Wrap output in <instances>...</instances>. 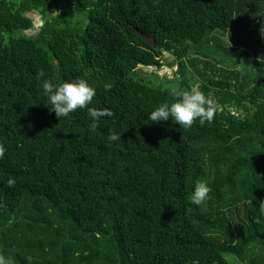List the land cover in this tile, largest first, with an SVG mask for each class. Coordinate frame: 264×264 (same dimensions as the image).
I'll use <instances>...</instances> for the list:
<instances>
[{"label": "trees", "instance_id": "16d2710c", "mask_svg": "<svg viewBox=\"0 0 264 264\" xmlns=\"http://www.w3.org/2000/svg\"><path fill=\"white\" fill-rule=\"evenodd\" d=\"M262 27L264 0H0V256L264 264ZM168 57L171 76L141 72ZM77 78L96 95L59 119L41 85ZM197 85L215 104L211 122L148 120ZM88 107L113 115L92 131ZM197 180L212 189L200 205L189 199Z\"/></svg>", "mask_w": 264, "mask_h": 264}, {"label": "clouds", "instance_id": "9594fccd", "mask_svg": "<svg viewBox=\"0 0 264 264\" xmlns=\"http://www.w3.org/2000/svg\"><path fill=\"white\" fill-rule=\"evenodd\" d=\"M261 34L264 35V27L261 28ZM45 76L43 70L37 73L38 78ZM42 91L47 97L50 111L61 119L68 117L77 109L85 108L90 105L96 95V89L87 80L77 78L71 81L62 83H54L51 79H44ZM173 95L178 97L171 103L165 102L157 106L147 116L148 120L153 123L167 121L171 119L175 124L182 128H190L197 120L201 125L205 122H211L214 118L215 104L212 99L205 95L199 86H193L189 91L173 92ZM88 114L92 119L90 129L95 131L101 117H111L113 113L105 109H96L88 107ZM121 134L111 132L108 136L109 141H119ZM2 155V149H0ZM15 178H9L7 184L9 186L15 185ZM212 189L209 182L206 180H197L194 185L189 199L192 204L200 205L210 198ZM258 208L262 215H264V200L258 201ZM0 264H10L8 260L0 256ZM192 264H199L197 260H193Z\"/></svg>", "mask_w": 264, "mask_h": 264}, {"label": "rangeland", "instance_id": "374dc122", "mask_svg": "<svg viewBox=\"0 0 264 264\" xmlns=\"http://www.w3.org/2000/svg\"><path fill=\"white\" fill-rule=\"evenodd\" d=\"M29 16L34 20L35 28L41 27L42 22H41V20L39 18V15H37V14H30ZM34 33H35V31H28L26 34L33 35ZM218 35L220 37H222L223 39H227V36L226 35H222L221 33H219ZM167 56H166V58H167ZM168 58H169V60L165 62V64L168 65V66H165L164 69H161V70L159 69L158 70V69H154V68H143L141 70V72L144 73V74H146V75H151V74L157 73V74H159L161 76H163L165 74H168L169 76H171L172 75V70L171 69L173 68V65H171L172 58H170V57H168ZM213 63L216 64V61H213ZM216 67H219V66H217V64H216V66L214 68V65L211 64L210 65V68L208 69V71L206 73L207 74H211V72H213V71L216 70ZM174 69H175V67H174ZM189 69H190L189 76H190V78H191L192 81L193 80H200L201 79L200 76H199V74H197L196 70L193 69L191 67V65H190ZM240 69L241 68H238V72L241 74V76H242L241 79H242L245 76L246 71H242V69L241 70ZM202 71H204V70H202Z\"/></svg>", "mask_w": 264, "mask_h": 264}, {"label": "water", "instance_id": "95a60500", "mask_svg": "<svg viewBox=\"0 0 264 264\" xmlns=\"http://www.w3.org/2000/svg\"><path fill=\"white\" fill-rule=\"evenodd\" d=\"M137 34H139L150 45H155V40L152 37H148L147 35H144L141 32H137Z\"/></svg>", "mask_w": 264, "mask_h": 264}]
</instances>
